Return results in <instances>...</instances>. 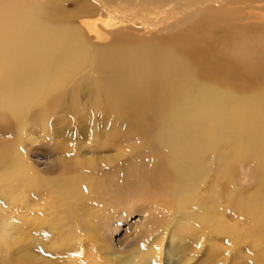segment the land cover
<instances>
[{
  "label": "bare ground",
  "instance_id": "bare-ground-1",
  "mask_svg": "<svg viewBox=\"0 0 264 264\" xmlns=\"http://www.w3.org/2000/svg\"><path fill=\"white\" fill-rule=\"evenodd\" d=\"M204 1L195 0L194 4H203ZM64 2L65 0L47 2L0 0V127L10 129L12 132L10 141L0 143V164L4 168V171L0 172V185L4 187L1 189L23 194L22 188L32 187L42 190L43 188L47 189L45 186L48 185L51 189V191L48 189V197L50 199L56 197L59 200L58 205L63 209L73 207L76 202L87 196V192H91L92 204L101 206L105 214L108 210H116L123 204L126 197H131V201L141 202L144 209L153 213L147 234H143L146 235V237L144 235L146 242L149 241V237L155 236L156 242L151 243L149 250L158 252L159 256L162 253L163 238L158 233L165 230L168 225L165 219H173L174 214L180 213L183 206L194 207L195 209H191V214H189L196 216L192 220H195L196 223L201 222L198 223L199 226H204L205 223L206 229L210 230V233L212 231L229 236L230 233L226 235L224 230L230 228L229 231L231 230L233 233L229 237H234V234H238L239 229L235 227V224L229 225V222L227 223L228 228H226L223 214H217V210H215V214L213 211L215 206H211V201H214L211 192L201 197L202 195L198 191L201 187L199 180L195 181L193 178L194 183H199L195 185L200 187L198 189L195 187L197 190L194 189V193L191 195L187 193L186 199L184 198L180 202L176 201L175 194H171V191L167 192L168 180L177 175V170L175 169L176 174L173 173L169 164L177 165L180 161L182 168L185 166L182 171L195 169L194 171L199 174L197 171L201 172L199 169L210 168L211 161L221 152L222 142L221 144L219 142L223 140L221 137L231 138L234 147L233 156L234 154L236 156L233 160H227V162L224 160L226 163H221L222 171L218 174L222 176L221 180L224 182L227 181L226 178L230 175L233 164L236 163L237 155L240 156L243 151L246 152L245 148H248V144L256 145L254 143H257L262 146L258 156L264 157V75L253 78L243 77L245 85L236 87L231 85L230 80L218 73L207 74L205 65H197L201 54L199 55L193 47L196 41L194 35L207 37L205 22L212 19L213 16L214 20H220L221 15L225 14L224 9L199 14L190 26L191 36L182 38L180 41L173 39L174 36L151 39L131 38L121 40L116 44L112 43V45L94 46L88 35L94 34L96 38L100 39L97 24H105V21L102 20L103 13L110 15L113 10H108L109 6L105 4H102L103 10L100 11L89 3H83L77 12L68 15L60 7ZM113 3L114 1L106 2L114 7ZM145 5H148L147 1L141 2L139 8L143 9ZM74 18L95 19L92 22L76 23L73 21ZM88 64H92L98 73L94 83L95 89L98 88L97 94L93 97L95 108L98 109L102 105L104 106L102 109L107 111L109 116L114 117L118 114L116 117L122 120V125L125 124L120 135H127L130 140H144L147 143L145 147L148 149L152 148L150 135L156 124L149 125L146 122L145 126L139 125L144 113L155 112L159 116L157 121L165 124L168 128L169 144L167 146H172V148L175 146L177 151H175V159H172L173 162L166 165L165 161L157 162V160L148 164L144 170H128L126 168L127 170L117 174L111 173L108 176L104 174L96 177L92 173L95 159L81 158L74 160L73 165L63 164L60 170L61 174L56 176L52 183L49 182V179V181L42 179L38 172L31 169L25 155L18 149L20 137L23 135L25 138L28 134V125L32 121L38 120L40 127L44 129L45 123L48 124L47 119L51 111L76 109L78 103L75 94L72 96L73 92H69L68 107H63V99L69 88L68 91H71L74 86L76 87L77 84L71 85L73 79ZM197 66L200 67L198 70L203 74L197 73ZM31 113L35 114L31 115ZM168 118H170L169 121ZM108 119L111 118L108 117ZM151 119L153 121V118ZM161 143L163 144L162 141ZM165 143H167L166 140ZM165 146L164 144L163 147L165 148ZM158 147L164 150L162 146ZM164 157L166 156L164 155ZM260 167L262 171H259L257 176L258 192L264 195V162ZM177 168L181 169V167ZM71 171H74L73 174ZM187 173L189 174V172ZM190 175L194 177L193 174ZM176 179L178 177L175 176ZM183 187L181 188L183 189ZM223 187L225 188V186ZM172 189L175 190L173 186ZM189 189L191 190V188H187V191ZM181 190L178 193L179 197L182 195L179 199H182L184 195ZM254 190L256 191V188ZM173 191L172 193L175 192ZM197 191L199 195L195 197ZM107 193L112 196L105 198L109 195ZM256 197L254 198L253 194V197L249 198L251 201L242 199L243 197L235 198L232 200L233 205L231 201L230 203L238 213L245 215L243 219L247 220L246 224L251 225V228L255 227V231L252 232L255 233L256 239L261 241L260 234L264 232V202L262 199L258 200L257 194ZM87 210L89 209H84V211ZM51 211L49 212L52 213ZM196 211L199 216L195 215ZM246 211H249V214ZM89 217V214L84 217L88 224L91 223L89 220L92 215L90 219H88ZM36 219L38 223L34 222L35 226L39 224L40 227L46 222V218ZM50 220L52 228L57 227L56 225L64 220V215L56 216L55 219L51 218ZM85 222L84 225H86ZM212 223H215V229H208L211 228ZM195 226L194 230H197ZM214 226L212 227L214 228ZM91 231L92 228L89 226L86 230L91 237L89 239L96 242L98 234L91 235ZM14 235L17 236V234H13L11 227L0 225V253H4L3 255L5 252L8 253V250L10 252L16 242L21 243L23 236L17 240L14 239ZM261 242L259 243L261 244ZM260 244L259 246H261ZM22 250L24 249L17 248L14 253H19ZM10 253L12 254V251ZM12 257L9 258V261ZM124 258L128 262L124 261L123 264H134L135 262L133 259ZM41 262V260L35 259L26 264H42Z\"/></svg>",
  "mask_w": 264,
  "mask_h": 264
},
{
  "label": "rangeland",
  "instance_id": "rangeland-1",
  "mask_svg": "<svg viewBox=\"0 0 264 264\" xmlns=\"http://www.w3.org/2000/svg\"><path fill=\"white\" fill-rule=\"evenodd\" d=\"M29 1L47 2L51 0ZM111 1H114V7L106 4V2ZM144 1H147L148 5H145L143 9L139 8V4ZM83 3H89L100 11L103 10L102 4H105L109 6L108 10H113L110 15L103 13L102 20L105 21V24H97L101 38H96L94 34L88 35L91 44L94 46L112 45V43L116 44L121 40L131 38L151 39L174 36L173 39L180 41L182 38L191 36L190 26L199 14L224 9L225 14L221 15L220 20H214L213 16L212 19L205 22L207 37L203 38L192 34L196 38L193 47L199 55L201 54L197 65H205L207 74L218 73V75L230 80L231 85L236 87L245 85L242 80L243 77L253 78L264 75L263 0H211L210 2L205 0L203 4L198 5L194 4L195 0H65L60 7L65 14L72 15ZM94 19L74 18L73 21L76 23L92 22ZM217 31L219 32L217 33ZM196 68L197 73L203 74L202 71L198 70L199 66ZM97 75L94 66L88 64L73 79L71 85L77 84L76 87H72L73 90L71 91H68L69 88L63 99V107H68L69 92H73L72 96L75 94L78 103L76 109L51 111L52 113L50 112L47 119L48 124L45 123L44 129L40 127L38 120L32 121L27 128L28 136L26 135L24 138L22 135L20 137L19 151L25 155L31 169L38 172L42 179L50 180V183L61 174L60 170L63 164L73 165L74 160L81 158L95 159L92 173L96 177L104 174L105 176L111 173L117 174L127 169L144 170L148 164L157 160V162L165 161L164 163L168 165L171 161L173 162V158L175 159V146L174 149L172 146H167L169 144L168 128L165 124L164 126L163 123L157 121L159 116L155 112L144 113L139 125L145 126L146 122L149 125L151 123L156 124L150 135L151 149L145 147L147 143L144 140H130L127 135H120L125 124L122 125V120L116 117L118 114L111 117L107 111L102 109L104 106L100 105L98 109L95 108L93 97L98 92V88L95 89L94 87ZM34 114L31 113V115ZM169 120L170 118H168ZM11 133L10 129L0 127V143L10 141ZM221 140L219 142L223 144L220 145L222 146L220 149L222 153L220 152L211 161L210 168L199 169L201 172L197 171L200 176L194 171L195 169L183 170L186 172L184 174L182 169H185V166L182 168L180 161L177 165L169 164L171 171H174L173 173L177 170V175H175L176 173L173 175L178 179L175 180V176H172L173 178L168 180L167 192L171 191V194H175L173 196L177 198L176 201L180 202V200H184L187 193L191 195L194 193V189L201 186L198 189L201 197L211 192L212 200H214L211 201V206H215L213 211L215 214V210H217V214H223L226 228H228V222L229 225L235 224L239 232L240 230L243 231H241L242 234L238 232V234H234V237H229L233 232L229 231L230 228L227 230L225 227L223 230L225 229L226 235L230 233L229 236H223V234L212 231L210 233V230L206 229L205 223V227L199 226L198 223L201 222L197 221L198 223H196L195 220H192L196 216L189 214H191V209H195L194 207L181 206L180 213L174 214V218L172 217L171 220L165 219L168 225L165 230H162L163 232L158 233L163 238L162 253L159 256L157 251L155 253L149 250L151 243L156 242L155 236L149 237L148 242L144 241L153 213L144 209L141 202L131 201V197H126L123 204L116 208L117 211L108 210L105 214L101 206L92 204L91 192H87L88 197H83L73 207L63 209L58 205L59 200L56 197L52 199L48 197V189L51 191L48 185L45 186L47 189L43 188L42 190L32 187L22 188L23 194H17L8 189H6L8 191H3L1 188L4 187L0 185V193L2 192L0 196L3 197L0 198V225L4 224L11 227L13 234H17V236L14 235V239L19 240V237L23 236L21 243L16 242L15 247L10 249L12 254L9 250L8 253L5 252V255L0 253L1 264H10L11 261V264H26L35 259L41 260L42 264H123L126 261L124 257L135 260L134 264H264V232L260 234L262 242L256 239V235L253 233L255 227L252 229L251 225L246 224L247 220L243 219L245 215H241L242 213H238L231 206L233 199L243 197L242 199L251 201L249 198H252L253 194L254 198H257V194L258 200L261 201L262 199L264 202V195L258 192L259 182H257L258 172L262 171L260 166L261 164L263 166L264 162L262 161L264 157L258 156L262 146L254 142L252 143L257 146L248 144V148H245L246 152L243 151L240 156L237 155L236 163L234 161L235 165L233 164L231 173L226 178L227 181L224 182L221 180L222 176L218 174L222 171L221 163L233 160L236 156L235 154L233 156L234 147L231 138L221 137ZM164 144L167 151L163 147ZM157 145L162 146L165 151ZM159 148L160 150H158ZM161 151L162 154H160ZM155 153L156 155H154ZM177 167H181V169ZM3 171L4 168L0 164V172ZM73 172L71 171L72 174ZM190 174H193L194 177ZM183 176L184 178H182ZM193 178L195 181L199 180L200 184L194 183ZM197 183L200 186L197 187L195 185ZM172 186L178 191L172 189ZM50 187H52L51 184ZM187 188H191V190L187 191ZM180 190L184 194L182 199H179L182 195L178 196ZM198 191L195 197L199 195ZM107 194L110 196L107 195L105 198L112 196L110 193ZM249 194L250 197L248 198ZM90 204L91 206H89ZM87 206L90 208H85ZM84 209L89 210L84 211ZM184 209L186 210L184 211ZM50 210L52 213L49 212ZM213 211L211 210V212ZM247 213L249 214V211ZM88 214L90 217L92 215L91 220H89L91 221L90 224L86 223L84 219ZM59 215H64V220L56 225L57 227L52 228L50 219H55ZM195 215L199 216L197 211ZM36 218H46V222L40 227L39 224L35 226L33 223H38ZM190 224L196 225L195 229L197 230H194V226L192 227ZM214 225L215 223L208 229H215ZM89 226L92 228L91 235L98 234L96 242L89 239L91 237L86 232ZM220 226L222 228V225ZM247 226L250 227L247 228ZM17 248L24 250L14 253ZM11 257L12 259L9 261Z\"/></svg>",
  "mask_w": 264,
  "mask_h": 264
}]
</instances>
